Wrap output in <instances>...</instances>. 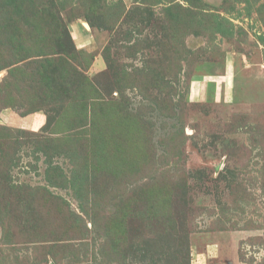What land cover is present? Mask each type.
Returning <instances> with one entry per match:
<instances>
[{
	"label": "rangeland",
	"instance_id": "374dc122",
	"mask_svg": "<svg viewBox=\"0 0 264 264\" xmlns=\"http://www.w3.org/2000/svg\"><path fill=\"white\" fill-rule=\"evenodd\" d=\"M0 264H264V0H0Z\"/></svg>",
	"mask_w": 264,
	"mask_h": 264
}]
</instances>
